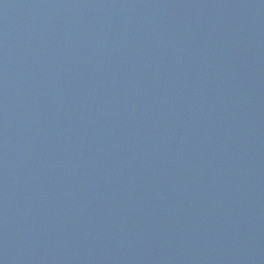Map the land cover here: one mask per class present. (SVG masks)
Masks as SVG:
<instances>
[{
	"label": "water",
	"instance_id": "95a60500",
	"mask_svg": "<svg viewBox=\"0 0 264 264\" xmlns=\"http://www.w3.org/2000/svg\"><path fill=\"white\" fill-rule=\"evenodd\" d=\"M0 264H264V0H0Z\"/></svg>",
	"mask_w": 264,
	"mask_h": 264
}]
</instances>
